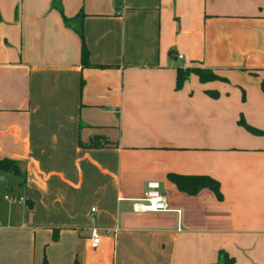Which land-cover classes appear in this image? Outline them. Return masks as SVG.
<instances>
[{"label":"crops","instance_id":"1","mask_svg":"<svg viewBox=\"0 0 264 264\" xmlns=\"http://www.w3.org/2000/svg\"><path fill=\"white\" fill-rule=\"evenodd\" d=\"M62 3L85 14L90 66L51 0H0V158L21 173L0 177V264H260L264 136L238 121L264 130V0ZM187 67L224 79L176 89ZM150 181L167 210L136 212Z\"/></svg>","mask_w":264,"mask_h":264},{"label":"trees","instance_id":"2","mask_svg":"<svg viewBox=\"0 0 264 264\" xmlns=\"http://www.w3.org/2000/svg\"><path fill=\"white\" fill-rule=\"evenodd\" d=\"M51 8L57 10L63 19L64 24L74 30L80 38L81 48H80V62L82 66H90L89 61V50L85 43V37L83 32V21L85 14L80 10L75 16L67 17L64 13L62 0H51ZM190 74H194L198 77V80L201 83H206L214 80L224 79L212 70L207 68H196V67H187V68H177L176 71V89H180L185 80L189 77ZM212 96L216 97L217 92H209ZM239 125L243 126L247 132L253 135H262L264 136V130L256 128L249 125L241 117L238 121ZM100 145L104 144V141ZM12 173L16 176H20V169L18 163L14 160L8 158H0V175L2 173ZM167 178L172 182L179 191L184 192L188 195H195L201 189L207 188L211 190L218 198H221L220 194V184L214 178L207 175H181L176 173H169ZM57 229H53V239L56 240L58 237ZM219 264H234V258L230 257L227 252L220 250L218 254ZM42 264H47L44 259Z\"/></svg>","mask_w":264,"mask_h":264},{"label":"built area","instance_id":"3","mask_svg":"<svg viewBox=\"0 0 264 264\" xmlns=\"http://www.w3.org/2000/svg\"><path fill=\"white\" fill-rule=\"evenodd\" d=\"M181 57V56H179ZM159 183L157 181H150L147 183V190L144 193V197L135 200L133 209L136 212H163L167 210V203L159 190ZM11 201L24 202L23 197L6 196ZM91 212L95 211V207H91ZM100 241V235L96 228L91 232L92 246H96Z\"/></svg>","mask_w":264,"mask_h":264},{"label":"rangeland","instance_id":"4","mask_svg":"<svg viewBox=\"0 0 264 264\" xmlns=\"http://www.w3.org/2000/svg\"><path fill=\"white\" fill-rule=\"evenodd\" d=\"M116 1L117 0H115V4L113 5V7L115 6L116 7V5H118L117 3H116ZM213 90H215V89H213ZM241 95H242V93H241ZM240 96V95H239ZM241 97V99H244L245 98V95L243 96H240ZM197 101H198V104H197V107L198 106H200V103H202L201 102V100L200 99H197ZM185 102V100H183V103ZM201 112L199 111V117L200 116H203V114H200ZM7 176H9L7 179L9 180V179H13L14 178V180H15V176H14V174L12 175V173H10V172H8V173H2L1 175H0V177H7ZM8 183L9 182H5V180L3 181V180H0V188L2 187H4L5 185H8ZM160 192H161V190H160ZM95 207V206H94ZM240 260V264H245V262H244V260H245V257H242L241 259H239ZM257 261V260H256ZM260 264H264V260H262V261H260L259 262ZM193 264V263H192Z\"/></svg>","mask_w":264,"mask_h":264}]
</instances>
